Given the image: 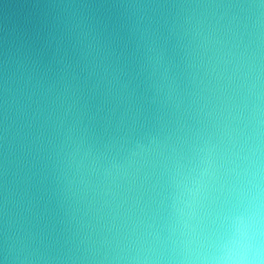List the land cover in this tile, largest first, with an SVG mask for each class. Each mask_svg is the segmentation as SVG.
<instances>
[{"label": "clouds", "instance_id": "obj_1", "mask_svg": "<svg viewBox=\"0 0 264 264\" xmlns=\"http://www.w3.org/2000/svg\"><path fill=\"white\" fill-rule=\"evenodd\" d=\"M0 264H264V0H0Z\"/></svg>", "mask_w": 264, "mask_h": 264}]
</instances>
